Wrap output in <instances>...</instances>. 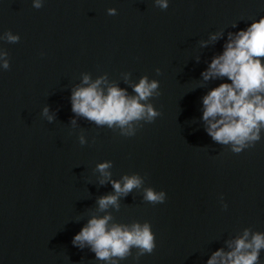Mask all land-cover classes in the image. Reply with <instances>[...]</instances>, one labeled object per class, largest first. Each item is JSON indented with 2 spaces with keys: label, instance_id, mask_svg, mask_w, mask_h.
I'll list each match as a JSON object with an SVG mask.
<instances>
[{
  "label": "water",
  "instance_id": "water-1",
  "mask_svg": "<svg viewBox=\"0 0 264 264\" xmlns=\"http://www.w3.org/2000/svg\"><path fill=\"white\" fill-rule=\"evenodd\" d=\"M33 2L0 0L9 65L0 67V264H112L72 244L105 215L109 226L148 224L154 235L151 254L132 247L115 264H207L245 231L249 240L264 233V128L236 154L200 119L202 96L220 83L200 73L229 32L264 15V0H168L167 9L156 0ZM84 76L130 97L142 78L158 82L141 101L158 115L123 128L75 115L70 98ZM105 162L107 178L97 168ZM125 176L142 182L101 210L98 200L117 195L112 181ZM147 189L165 202L145 200Z\"/></svg>",
  "mask_w": 264,
  "mask_h": 264
},
{
  "label": "clouds",
  "instance_id": "clouds-1",
  "mask_svg": "<svg viewBox=\"0 0 264 264\" xmlns=\"http://www.w3.org/2000/svg\"><path fill=\"white\" fill-rule=\"evenodd\" d=\"M161 9L168 8V0H156ZM33 7L40 8V0H34ZM115 15V10H109ZM236 27V25H233ZM223 33L210 35L208 43H215ZM9 42H18L19 36L5 33ZM222 50L211 56L207 67L200 75L203 81H220L201 98V117L204 132L214 143L231 145V151L239 154L252 142L260 139V131L264 128V15L251 20L243 29L229 32L224 38ZM6 54H0V67H9ZM103 79L89 83L84 76L83 84L71 95V110L75 115L94 122L98 126L113 125L121 128L132 121L146 119L152 121L158 115L154 109L141 101L149 98L159 87L158 82H149L142 78L134 87L135 96L118 87L101 88ZM47 113V109H44ZM51 119V117L49 118ZM73 123L75 121L73 120ZM81 143H84L81 139ZM109 162L101 163L98 170L107 178ZM123 184L112 181V188L117 195H108L98 200L101 210L116 205L120 194H127L139 187L141 179L137 176L123 177ZM104 181L101 180V184ZM144 198L152 203H164L166 193L145 190ZM111 216L93 217L74 235V247L83 248L87 245L95 254L96 259L111 261L113 257L124 258L130 248L138 247L144 253L151 254L155 248L154 235L148 224L128 227L113 224L109 226ZM230 251L217 249L207 260V264H258L259 252L264 249V233H257L249 240V233L228 244Z\"/></svg>",
  "mask_w": 264,
  "mask_h": 264
}]
</instances>
